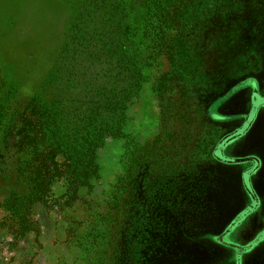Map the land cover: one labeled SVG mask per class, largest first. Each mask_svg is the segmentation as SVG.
I'll use <instances>...</instances> for the list:
<instances>
[{
	"label": "rangeland",
	"instance_id": "374dc122",
	"mask_svg": "<svg viewBox=\"0 0 264 264\" xmlns=\"http://www.w3.org/2000/svg\"><path fill=\"white\" fill-rule=\"evenodd\" d=\"M199 1L173 67L161 0H0V264H223L206 171L264 95V0Z\"/></svg>",
	"mask_w": 264,
	"mask_h": 264
},
{
	"label": "crops",
	"instance_id": "0c3cea01",
	"mask_svg": "<svg viewBox=\"0 0 264 264\" xmlns=\"http://www.w3.org/2000/svg\"><path fill=\"white\" fill-rule=\"evenodd\" d=\"M260 98L243 133L223 144L214 167L206 171V220L215 227L200 239L218 247L223 264H249L264 251V95ZM194 240L188 238L187 244Z\"/></svg>",
	"mask_w": 264,
	"mask_h": 264
},
{
	"label": "trees",
	"instance_id": "16d2710c",
	"mask_svg": "<svg viewBox=\"0 0 264 264\" xmlns=\"http://www.w3.org/2000/svg\"><path fill=\"white\" fill-rule=\"evenodd\" d=\"M142 8H145L144 14L145 16H153L155 8L159 4V0H151L150 9L148 5L146 4V0H140ZM197 6H201V2L199 0H161V8L163 10L165 9H173L174 13L171 15L170 13H167V15H170L167 21L166 29H174L177 28L176 33H168L165 35L166 39L162 38L161 43L165 42V48L166 51L168 48H171V51H168V54L172 56V59L170 60L171 65L173 67L177 66L175 62H177L179 59H177V55L181 54L184 56H191L194 53L193 45H192V39L195 38V35H191V32L193 28L191 27L193 24H191L192 20L195 18L197 13H195V8ZM119 9V7H117ZM160 8V4L158 9ZM160 8V9H161ZM159 9V10H160ZM181 9L185 10L186 14H182L180 11ZM179 11V12H178ZM167 12V11H166ZM181 13V14H180ZM173 18V20H171ZM170 42V45L168 44ZM155 47H158V41L155 42ZM153 47V46H152ZM196 51V50H195ZM153 52L150 54V57H152ZM189 62V60H187ZM196 63V61H195ZM197 64V63H196ZM179 69L181 71L176 70L175 68H169L168 72L165 73L167 75L169 72L170 77H165L161 80L162 86L167 89L171 87V83L175 82L176 79L180 77V74L189 76V82L192 83L193 80L190 79V77H193L192 75L196 74H202V73H195L192 74V66L188 64L181 63L179 66ZM200 70V67H198ZM202 71V70H201ZM203 78L204 76L201 75ZM207 81L213 82L215 81L214 78L208 76L206 77ZM207 185L209 184L208 178L206 175ZM207 190V186H206ZM208 196V190L206 191V198ZM206 198L204 200V203L206 204ZM205 204L202 205V211L205 212V220L208 215V213L205 210Z\"/></svg>",
	"mask_w": 264,
	"mask_h": 264
},
{
	"label": "flooded vegetation",
	"instance_id": "af4514ba",
	"mask_svg": "<svg viewBox=\"0 0 264 264\" xmlns=\"http://www.w3.org/2000/svg\"><path fill=\"white\" fill-rule=\"evenodd\" d=\"M246 122H248V120ZM263 215H264V209H263ZM249 264H264V251L261 252V254L250 258Z\"/></svg>",
	"mask_w": 264,
	"mask_h": 264
}]
</instances>
